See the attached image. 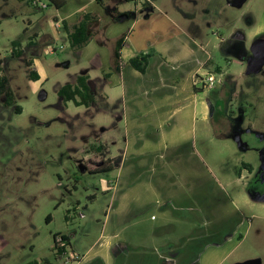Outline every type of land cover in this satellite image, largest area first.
Returning <instances> with one entry per match:
<instances>
[{
    "label": "rangeland",
    "instance_id": "374dc122",
    "mask_svg": "<svg viewBox=\"0 0 264 264\" xmlns=\"http://www.w3.org/2000/svg\"><path fill=\"white\" fill-rule=\"evenodd\" d=\"M154 2L181 28H197L194 31L203 49L197 46L195 52L206 64L199 75L212 72L217 77L215 87H203L208 118L196 122L190 152L193 150L205 167L203 193L207 201L198 207L199 220L211 230L220 225V232L208 236L206 231V236L199 239L188 238L179 253L195 254L189 264H264V199L258 198L254 193L258 189L252 192L249 184L257 183L264 189L263 147L259 141L240 140L235 132L239 125L264 135V66L256 74L246 73L252 43L264 37V0H238L234 4L227 0ZM135 3L124 1L120 8L122 12H136ZM75 5L76 0H67L68 10ZM60 14L62 11L53 4L39 9L27 0H0L2 72L16 99L15 104L7 106L0 96V264H101L97 250L108 238V219L113 222L112 193L117 183L115 172L96 169L104 159H114L97 147L108 141V152L117 153L128 138L132 141L137 134H148L153 139L155 134L153 130L137 131L132 123L117 120V113L125 116L126 111L120 105L124 88L117 85L115 77L103 81L104 90L101 87V68L108 66L106 62L111 66L115 41L122 36H114L120 32L118 23L107 25L103 47L88 43L78 52L69 46L63 27L56 25ZM137 16L143 18L141 13ZM135 19L124 21L119 29L126 30ZM152 21L153 17L150 22L141 19L132 34L138 36L149 29L154 42L160 36L154 29L161 23ZM99 25L94 29L99 30ZM177 32L172 27L165 38L169 40V60L180 63L188 59ZM13 40L20 41L21 56L11 54ZM94 49L103 57V65L91 62ZM150 50L154 53L156 49ZM26 59H33L32 69L40 71L37 80L29 78L31 68ZM218 65L220 71L216 70ZM87 68L97 84L96 101L90 106L64 103L58 88L73 82ZM169 72H173L171 68ZM177 74L185 72L179 70ZM102 91H107V100ZM161 94L155 93L159 102L163 101ZM208 101L215 105L211 115ZM130 109L128 105V113ZM150 142L144 141L141 148L150 149ZM244 163L251 164L252 170ZM151 212L153 218L147 212L141 223L130 227V234L141 239L152 234L163 240L192 236L189 220L193 213L185 217L188 222L182 213H169L163 218L158 209ZM54 234L69 237L62 254L56 250ZM127 245V251L119 245L109 248L106 264L152 262L153 255L139 254L133 243Z\"/></svg>",
    "mask_w": 264,
    "mask_h": 264
},
{
    "label": "crops",
    "instance_id": "0c3cea01",
    "mask_svg": "<svg viewBox=\"0 0 264 264\" xmlns=\"http://www.w3.org/2000/svg\"><path fill=\"white\" fill-rule=\"evenodd\" d=\"M76 1L77 5L70 10L67 9V0H64L62 6L55 7L56 10L62 11L60 19H56L57 27L62 26L63 20L68 23L76 22L82 12L99 13L101 20L95 24L99 23L100 29H94V24L93 29L96 35L89 44L97 42L98 47H103L106 43L107 32H109L106 30L107 25L111 22L118 23V30L121 34H115L113 31L114 36L126 35L121 51L122 70L120 73L112 72L109 63L106 62L108 66L101 68V87L103 88V81L106 83L115 77L117 85H122L124 88L120 105H124V111H126V115L124 114L126 117L117 113V120L123 119L126 123H132L131 127L137 131H155L153 139L148 134L147 136L137 134L138 137L133 136L132 141V138H128L127 141H123L124 145L121 146L123 148H120L117 153H112L111 150L108 152L110 149L108 141L103 144L106 157L114 158V168L110 172H115L117 185L112 193L111 211H115L112 216L113 222L108 219L105 231H108L109 235L97 250L98 258L101 264H106L110 259L109 248L113 249L114 246L119 245L127 251V243H133L135 245L133 249L139 254L143 252L144 255H153L154 258L150 264H189L194 260L195 254L185 256L179 253L184 249L182 242L188 241V238L199 239L206 236V231H208V236L214 232H220V225L214 226L211 230L199 220L198 207H203L207 201L203 193L205 167L195 155L196 153L193 150L190 152L195 139L196 122L199 118L202 120L208 118L207 106L201 94L204 89L195 83V76L201 74L202 69L206 68L204 60L197 57L195 52L197 46L203 49L195 33L197 30L194 31L197 28L191 27L189 30L181 28L169 13L160 9L154 0H146L147 4L142 3L145 0H138L135 3L138 4L135 8L136 12L132 10L122 12L120 4L126 0H107L103 6L97 0ZM112 10H117L119 14L125 13L127 16L120 21L112 14ZM154 10H158V14H155ZM138 13H141L143 18H139ZM132 17H136L131 23L132 26L127 25L126 30H120L119 26H124L123 22ZM152 17V22L166 23L162 28L160 24L156 27L157 29H154L160 32L157 40L154 42L151 40L149 29L138 36L132 34L141 19L150 22ZM172 27H176L179 33L178 39L185 51L186 60L188 59L184 60L185 62L181 60L179 63V61L175 62L168 58L170 47L169 40L165 37ZM85 47L87 46L76 51L81 52ZM150 49L156 50L153 53ZM140 52H151L152 54L144 73L128 64V60ZM90 60L99 66L100 63L103 65L105 62L103 57L96 55L95 49L90 53ZM183 67L186 68L182 70ZM169 68L173 71L172 73L169 72ZM179 70L185 74L178 76L177 71ZM81 73L89 75L88 82L96 94L97 84L93 81L89 68L82 70ZM105 73H110L107 78L104 77ZM38 74L40 75V71ZM159 91L162 93V98H160L162 102L156 99L155 93ZM102 92L103 98L107 100V91ZM208 102L210 109V105L214 104L211 101ZM128 105L131 107L130 113L127 110ZM258 133L261 134V132ZM147 140L152 141L149 145L150 149H142L144 141ZM152 209H158L163 218H166L169 213H182L185 221H188L185 217L190 212L193 213L189 220L193 226L192 236L184 235L178 240L173 238L163 240L152 234L144 239L130 234L132 233L129 230L130 227L141 223L147 212L150 213V218H153ZM132 212L137 214L133 216ZM126 213L128 215L124 216L123 214ZM136 242L138 244H135Z\"/></svg>",
    "mask_w": 264,
    "mask_h": 264
},
{
    "label": "trees",
    "instance_id": "16d2710c",
    "mask_svg": "<svg viewBox=\"0 0 264 264\" xmlns=\"http://www.w3.org/2000/svg\"><path fill=\"white\" fill-rule=\"evenodd\" d=\"M30 5H32V0H27ZM102 6L105 4L107 0H97ZM126 1H138V0H126ZM47 5L53 4L55 7H60L64 4V0H48ZM143 4H147L146 0ZM33 6V5H32ZM36 8V7H35ZM112 14L117 17L119 12L117 10H112ZM101 20V15L96 12L85 11L82 12L78 18V20L74 23H68L66 20L62 21V27L66 32L67 40L69 46L73 50L80 49L87 45L91 39L96 35V32L93 29L95 23ZM126 35H122L115 41V47L113 51L112 63L110 69L112 72L120 73L122 70L123 62H122V47L125 42ZM12 49L11 54L14 56H21L23 53V48L19 40L12 41ZM151 52H140L135 56L131 57L128 60V64L131 67L138 70L139 72H146L149 60L151 58ZM26 64L31 68L29 72V78L32 80H37L39 78L38 71L36 69H32L33 59H26ZM217 71H220V66L216 67ZM110 73H105L104 77H108ZM89 75L87 73L78 74L75 77L73 82H68L61 85L58 88V94L61 97L64 103L68 101H72L75 105H85L90 106L96 101V94L91 88L89 82ZM0 96L4 97V104L9 106L13 105L16 102L15 95L11 87L9 86V81L6 75L2 72V59L0 58ZM16 110L21 111L20 106H16ZM103 145H99L97 147L98 151L102 150ZM114 159L108 158L104 159L102 165L97 166L96 169L99 171H111L113 166ZM244 166L247 168H251V164L244 163ZM50 221V215L47 218ZM58 234H54L55 247L59 254L65 252L66 245L70 243L69 237L66 234H61L60 236L63 239V245H60L57 241ZM25 264H33V262H27Z\"/></svg>",
    "mask_w": 264,
    "mask_h": 264
},
{
    "label": "water",
    "instance_id": "95a60500",
    "mask_svg": "<svg viewBox=\"0 0 264 264\" xmlns=\"http://www.w3.org/2000/svg\"><path fill=\"white\" fill-rule=\"evenodd\" d=\"M125 13L118 14L117 18L122 21L126 18ZM241 37V35L239 36ZM252 55L247 60V74H256L261 71L264 66V37H259L251 45ZM214 110V105H210V115ZM240 141V140H239ZM262 199V198H260ZM254 262V261H251ZM251 262L236 263V264H250Z\"/></svg>",
    "mask_w": 264,
    "mask_h": 264
},
{
    "label": "flooded vegetation",
    "instance_id": "af4514ba",
    "mask_svg": "<svg viewBox=\"0 0 264 264\" xmlns=\"http://www.w3.org/2000/svg\"><path fill=\"white\" fill-rule=\"evenodd\" d=\"M228 2L230 1V4H234V3H236L238 0H227ZM240 1V0H239ZM241 35V34H240ZM239 35V36H240ZM242 36V35H241ZM221 39V38H220ZM222 41H223V38H222ZM233 112V111H232ZM241 121H243V120H241ZM234 122H236V121H234ZM236 128L237 129H235V132H236V135L237 134H239L240 136H239V139L241 140V139H245V141H248V140H250V141H259V145H261L262 147H263V151H262V156H263V159H264V135L261 133H258V132H256V131H253V130H245V129H242L239 125L237 126L236 125ZM250 169V171L252 170V165H251V168H249ZM249 184H250V189H251V191L252 192H254V188L256 187L258 190L256 191V192H254V193H257V196H258V198H262V199H264V189L263 188H261V185L258 187V184L257 183H255V184H253V182H249ZM260 191V193H258ZM262 194H263V197H261L262 196Z\"/></svg>",
    "mask_w": 264,
    "mask_h": 264
},
{
    "label": "built area",
    "instance_id": "2783aa9c",
    "mask_svg": "<svg viewBox=\"0 0 264 264\" xmlns=\"http://www.w3.org/2000/svg\"><path fill=\"white\" fill-rule=\"evenodd\" d=\"M33 7L43 9L47 7V3L43 0H32ZM63 46H61L62 48ZM54 51V50H53ZM195 83L199 84L201 87L207 86L208 88H213L217 84V77L212 72H207L205 75H197ZM63 239L60 235L57 236V241L61 242ZM63 242V241H62Z\"/></svg>",
    "mask_w": 264,
    "mask_h": 264
}]
</instances>
